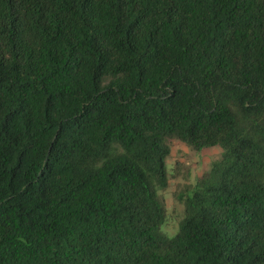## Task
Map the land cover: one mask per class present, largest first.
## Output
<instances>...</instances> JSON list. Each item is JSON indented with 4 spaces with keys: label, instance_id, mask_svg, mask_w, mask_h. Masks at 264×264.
Returning a JSON list of instances; mask_svg holds the SVG:
<instances>
[{
    "label": "trees",
    "instance_id": "trees-1",
    "mask_svg": "<svg viewBox=\"0 0 264 264\" xmlns=\"http://www.w3.org/2000/svg\"><path fill=\"white\" fill-rule=\"evenodd\" d=\"M0 264H264V0H0Z\"/></svg>",
    "mask_w": 264,
    "mask_h": 264
},
{
    "label": "rangeland",
    "instance_id": "rangeland-1",
    "mask_svg": "<svg viewBox=\"0 0 264 264\" xmlns=\"http://www.w3.org/2000/svg\"><path fill=\"white\" fill-rule=\"evenodd\" d=\"M219 148L203 150L196 155L181 144H174L168 161L170 169L169 186L161 193L166 207L167 218L163 231L173 236L177 222L181 218L182 206L175 200L174 194L188 186L196 177H200L208 169L209 164L219 155Z\"/></svg>",
    "mask_w": 264,
    "mask_h": 264
}]
</instances>
